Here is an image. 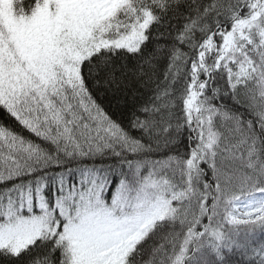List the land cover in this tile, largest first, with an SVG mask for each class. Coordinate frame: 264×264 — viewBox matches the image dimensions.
<instances>
[{
	"label": "snow or ice",
	"instance_id": "obj_1",
	"mask_svg": "<svg viewBox=\"0 0 264 264\" xmlns=\"http://www.w3.org/2000/svg\"><path fill=\"white\" fill-rule=\"evenodd\" d=\"M0 264H264V0H0Z\"/></svg>",
	"mask_w": 264,
	"mask_h": 264
}]
</instances>
